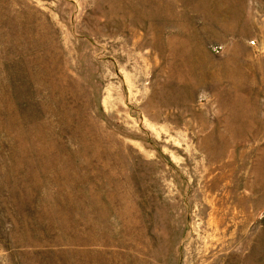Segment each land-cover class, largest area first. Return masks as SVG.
<instances>
[{
	"label": "rangeland",
	"instance_id": "obj_1",
	"mask_svg": "<svg viewBox=\"0 0 264 264\" xmlns=\"http://www.w3.org/2000/svg\"><path fill=\"white\" fill-rule=\"evenodd\" d=\"M0 264H264V0H0Z\"/></svg>",
	"mask_w": 264,
	"mask_h": 264
}]
</instances>
